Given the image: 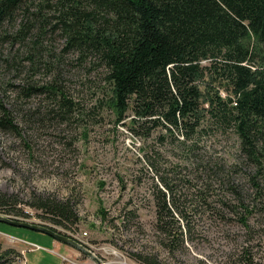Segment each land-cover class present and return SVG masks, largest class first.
Wrapping results in <instances>:
<instances>
[{"label": "trees", "instance_id": "16d2710c", "mask_svg": "<svg viewBox=\"0 0 264 264\" xmlns=\"http://www.w3.org/2000/svg\"><path fill=\"white\" fill-rule=\"evenodd\" d=\"M263 52L264 0H0V76H24V85L3 86L26 99L45 95L55 106L50 114L71 117L78 108L59 73L64 57L74 54L79 63L106 70L117 121L145 142L159 131V141L171 138L191 152L214 130L236 134L245 162L257 169L253 205L229 182L239 204L233 213L250 231V218L264 212L258 181L264 171ZM41 71L52 77L40 84L35 77ZM4 97L0 91V129L21 136ZM241 166L236 162L231 170L239 173ZM163 181L166 188L154 193L157 228L165 236L162 245L174 253L186 234L173 209L175 189ZM21 203L18 195L0 194V212L7 216L29 218ZM36 203L39 216L54 225L68 229L80 220L70 200L40 197ZM1 246L0 264L22 256ZM242 253L245 264H255L249 250ZM133 257L164 264L152 255Z\"/></svg>", "mask_w": 264, "mask_h": 264}, {"label": "rangeland", "instance_id": "374dc122", "mask_svg": "<svg viewBox=\"0 0 264 264\" xmlns=\"http://www.w3.org/2000/svg\"><path fill=\"white\" fill-rule=\"evenodd\" d=\"M56 45L61 50L63 41ZM76 59L66 55L59 64L62 87L78 104L71 117L50 114L55 106L45 95L26 99L3 86L24 85V76H0L2 104L21 132L18 136L0 129V194L19 196V208L30 213L19 219L54 226L67 235L87 232V242L101 257L118 260L102 250L110 248L130 264H142L134 254L152 255L164 264H245V249L255 264H264V212L250 218L253 231L233 213L239 204L229 182L239 185L249 205L258 196L251 182L257 169L245 162L236 134L214 130L191 152L171 138L159 141V131L145 142L117 121L106 70ZM37 75L40 84L52 77L45 71ZM236 162L243 163L239 173L231 170ZM163 179L175 189L173 209L186 234L184 247L174 253L162 245L165 236L157 228L154 193L166 188ZM258 181L264 187V171ZM40 197L70 200L79 222L67 229L41 218L43 212L33 207ZM0 243L21 252L12 264H64L61 255L89 260L47 234L6 224H0ZM27 243L39 248L29 251Z\"/></svg>", "mask_w": 264, "mask_h": 264}, {"label": "water", "instance_id": "95a60500", "mask_svg": "<svg viewBox=\"0 0 264 264\" xmlns=\"http://www.w3.org/2000/svg\"><path fill=\"white\" fill-rule=\"evenodd\" d=\"M0 224H6L17 228L29 229L32 231H37L47 234L50 237H52L54 240L72 247L74 250H77L78 252L85 254L87 257L91 258L97 263H101V259L98 256H96L92 251H90L88 248H86L83 244L79 243L77 240H75L74 238L68 235L55 231L54 229H52L47 225L23 221L18 218H14L2 214H0Z\"/></svg>", "mask_w": 264, "mask_h": 264}, {"label": "built area", "instance_id": "2783aa9c", "mask_svg": "<svg viewBox=\"0 0 264 264\" xmlns=\"http://www.w3.org/2000/svg\"><path fill=\"white\" fill-rule=\"evenodd\" d=\"M88 235H89V233H87V232H84L82 235H78L77 233L73 232V233H69L68 236L74 238L79 243L83 244L86 248H88L90 251H92L96 256H98L101 259V263H97L89 257H88L89 258L88 261H81L80 256H78L76 259H70L66 256L61 255L64 264H130L126 257H124V258L121 257V255L117 254L114 250H112L110 248H104V249L102 248V250H104L109 255L116 256L118 258V260H113L110 257H108V258L101 257L98 253V249H96L95 246H92L91 244H89L87 242ZM28 246L30 247L29 250H35L39 247V246H36L34 244H28ZM24 264H26V261Z\"/></svg>", "mask_w": 264, "mask_h": 264}, {"label": "crops", "instance_id": "0c3cea01", "mask_svg": "<svg viewBox=\"0 0 264 264\" xmlns=\"http://www.w3.org/2000/svg\"><path fill=\"white\" fill-rule=\"evenodd\" d=\"M8 237H9V236H8ZM18 240H19V239H18ZM55 241H56V240H55ZM27 244H31V243H27ZM38 248H39V247H38ZM38 248H37V249H38ZM29 249H30V247H29ZM29 251H34V250H29Z\"/></svg>", "mask_w": 264, "mask_h": 264}]
</instances>
